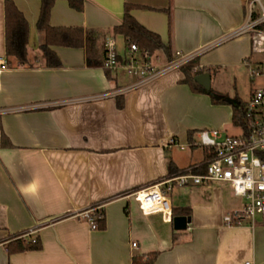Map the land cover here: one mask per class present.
I'll return each mask as SVG.
<instances>
[{
	"label": "crops",
	"instance_id": "0c3cea01",
	"mask_svg": "<svg viewBox=\"0 0 264 264\" xmlns=\"http://www.w3.org/2000/svg\"><path fill=\"white\" fill-rule=\"evenodd\" d=\"M11 1L29 37L25 63L5 54L0 0V56L8 61L0 69V264H132L151 253L152 264H264V216L226 225L223 216L243 204L228 185H174L169 212L144 210L135 194L172 174L170 166L176 173L203 161L208 150L190 144L197 131L236 128L233 104L255 88L243 61L264 63L249 33L223 39L245 21L242 1L83 0L76 11L55 0L50 25L96 31L102 58L107 36L124 54L126 40L113 29L129 5L171 54L195 53L210 74L209 89L195 81L191 88L174 69L123 93L134 78L88 66L83 47L50 46L60 65L46 66L40 0ZM208 90L229 102H214ZM86 210L103 211L104 228H91ZM175 216L189 218L184 229L174 228ZM19 236L37 238L40 248L9 252Z\"/></svg>",
	"mask_w": 264,
	"mask_h": 264
},
{
	"label": "built area",
	"instance_id": "2783aa9c",
	"mask_svg": "<svg viewBox=\"0 0 264 264\" xmlns=\"http://www.w3.org/2000/svg\"><path fill=\"white\" fill-rule=\"evenodd\" d=\"M241 1L245 9V21L223 39L249 33L253 53L264 54V0ZM195 56V53L174 51L170 58L163 57L156 50L140 48L134 40H126L125 52L119 56L115 38L107 36L104 40L102 67L112 72L122 70L134 78L132 84L119 90L123 93L174 69H180ZM243 63L250 80L264 76V63L248 59H244ZM7 66V57L1 55L0 69ZM236 128L238 132L232 135L218 129L197 131L191 144L201 146L211 153L203 171H196V164L138 188L135 194L143 209L171 211L167 194L174 185H209L219 182L228 185L233 195L243 200L240 209L223 216L226 225H238L244 219L253 223L257 216H264V86L251 90L238 113ZM172 142L170 139V143ZM82 216L87 219L91 228L96 227L90 210L84 211ZM132 245L135 246V243ZM245 264L251 263L247 261Z\"/></svg>",
	"mask_w": 264,
	"mask_h": 264
},
{
	"label": "trees",
	"instance_id": "16d2710c",
	"mask_svg": "<svg viewBox=\"0 0 264 264\" xmlns=\"http://www.w3.org/2000/svg\"><path fill=\"white\" fill-rule=\"evenodd\" d=\"M70 8L81 11L83 0H66ZM55 0H40L39 14L36 21V27L44 32V41L40 45L42 56L45 59V64L48 67H57L60 65L59 59L50 46H65V47H83L85 50V61L88 66H99L102 64L103 58L96 43L98 33L92 29H83L74 26H59L54 27L49 23L50 11ZM130 6L125 5L124 15L119 25L115 26L113 31L120 34L125 40H134L140 48H145L149 51L163 50L165 56L170 58L171 52L169 46L164 45L159 36L140 25L129 13ZM4 25H5V54L8 57H13L18 63H25L27 60V43L29 37V25L22 13L17 9L11 0L4 2ZM196 58L187 62L180 69L183 72L184 83H187L191 88L195 86L194 77L198 74L208 72L203 67L197 68ZM214 102H229L225 97H218L212 90L207 91ZM238 99V98H237ZM239 100V99H238ZM117 103L121 105V97L117 98ZM245 102L238 101L233 104V123L236 125V119L239 111L244 106ZM191 137V132H188ZM2 135V139H3ZM191 144V139H190ZM192 145V144H191ZM211 153L208 151L202 162L198 163L196 171H203L205 162L209 159ZM182 171V170H181ZM170 172L173 173V167L170 166ZM180 211V210H179ZM185 212V209L181 210ZM187 212V211H186ZM174 214V213H173ZM94 220L96 228H104L103 211H95ZM40 242L37 238L26 241L21 236L16 237L8 243L9 252H22L29 250H38ZM155 254L151 253L145 260L140 256L132 258V264H152Z\"/></svg>",
	"mask_w": 264,
	"mask_h": 264
},
{
	"label": "water",
	"instance_id": "95a60500",
	"mask_svg": "<svg viewBox=\"0 0 264 264\" xmlns=\"http://www.w3.org/2000/svg\"><path fill=\"white\" fill-rule=\"evenodd\" d=\"M194 81L197 82L205 89L210 88V74L201 73L194 77ZM189 222V218L186 216H175L173 217V226L175 229H184L186 224Z\"/></svg>",
	"mask_w": 264,
	"mask_h": 264
},
{
	"label": "rangeland",
	"instance_id": "374dc122",
	"mask_svg": "<svg viewBox=\"0 0 264 264\" xmlns=\"http://www.w3.org/2000/svg\"><path fill=\"white\" fill-rule=\"evenodd\" d=\"M260 57H262V54H259ZM246 71V70H245ZM242 77L244 76L241 75ZM118 77L120 78H124V79H128V77H126L123 73L121 72H118ZM254 86L255 87H263L264 86V76H261V77H256L255 80H254ZM244 91L246 92L245 89H242V92L241 93H244ZM224 131L226 134H229V135H232V134H235L236 132H238V129L235 128V127H228L227 129L225 130H222ZM260 218V217H258Z\"/></svg>",
	"mask_w": 264,
	"mask_h": 264
}]
</instances>
